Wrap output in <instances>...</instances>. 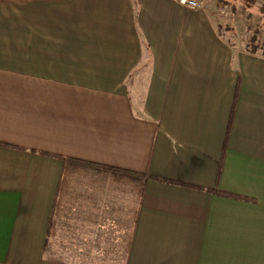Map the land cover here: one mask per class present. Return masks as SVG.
<instances>
[{"label":"crops","instance_id":"1","mask_svg":"<svg viewBox=\"0 0 264 264\" xmlns=\"http://www.w3.org/2000/svg\"><path fill=\"white\" fill-rule=\"evenodd\" d=\"M206 5L0 0V264H264V57Z\"/></svg>","mask_w":264,"mask_h":264},{"label":"rangeland","instance_id":"2","mask_svg":"<svg viewBox=\"0 0 264 264\" xmlns=\"http://www.w3.org/2000/svg\"><path fill=\"white\" fill-rule=\"evenodd\" d=\"M203 1L205 4L210 3L211 1L216 0H200ZM260 6L264 5V0H255ZM225 9L226 14L224 16H221L218 12L217 16L222 19L221 23V33L226 39H232L237 44L238 49H244L247 44H249L251 38L254 35V30L250 28V26L254 28L261 27V24L263 23L262 19L259 20V17L257 14H259L257 9H243L238 14L233 15L229 9H227L225 6H222L220 8L217 7V11L219 9ZM251 12H255V16L252 20H249V14ZM230 28V30H227V28ZM233 29L237 32V37L234 39L232 38L233 35ZM234 31V32H235Z\"/></svg>","mask_w":264,"mask_h":264},{"label":"trees","instance_id":"3","mask_svg":"<svg viewBox=\"0 0 264 264\" xmlns=\"http://www.w3.org/2000/svg\"><path fill=\"white\" fill-rule=\"evenodd\" d=\"M216 6L218 8L225 6L233 15L238 14L243 9H257L259 14V20L262 19L263 23L261 27H256L253 29L252 26L250 28L254 30V35L251 38L249 44L246 45L245 51L253 55H259L264 57V5H259L255 0H216ZM255 12H251L249 16V20H252L255 16ZM227 30L231 29L228 27ZM233 29L232 38L237 37V32ZM228 42L231 44L232 47L237 48L236 42L232 39H227Z\"/></svg>","mask_w":264,"mask_h":264},{"label":"built area","instance_id":"4","mask_svg":"<svg viewBox=\"0 0 264 264\" xmlns=\"http://www.w3.org/2000/svg\"><path fill=\"white\" fill-rule=\"evenodd\" d=\"M180 5L191 10H205L207 5L200 0H179ZM219 14L224 16L226 14L225 9H219Z\"/></svg>","mask_w":264,"mask_h":264}]
</instances>
